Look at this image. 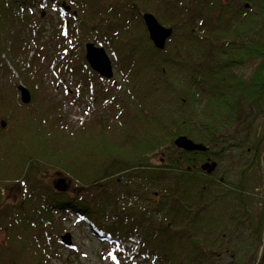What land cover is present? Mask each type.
Masks as SVG:
<instances>
[{
	"label": "trees",
	"instance_id": "trees-1",
	"mask_svg": "<svg viewBox=\"0 0 264 264\" xmlns=\"http://www.w3.org/2000/svg\"><path fill=\"white\" fill-rule=\"evenodd\" d=\"M45 1L60 13L68 14L63 2L76 9L59 41H97L112 54L119 111L77 128L60 103L42 106L37 83L25 82L32 105L19 99L8 118L17 131L0 155L17 185L32 180L29 200L39 206L4 205L0 179V264H50L42 238L55 214L79 217L116 247L137 238L141 264H216L223 254L229 264H264V252L254 254L264 239V193H255L264 185V0H162L152 9L114 0L116 21L112 7L93 0H0L1 89L11 85L8 48L21 53L32 41L35 57L46 56L37 14ZM146 12L173 29L163 50L150 40ZM180 136L207 150L178 148ZM208 162L217 163L211 174L202 169ZM61 170L74 195L49 181ZM250 231L252 249L242 242Z\"/></svg>",
	"mask_w": 264,
	"mask_h": 264
},
{
	"label": "rangeland",
	"instance_id": "rangeland-1",
	"mask_svg": "<svg viewBox=\"0 0 264 264\" xmlns=\"http://www.w3.org/2000/svg\"><path fill=\"white\" fill-rule=\"evenodd\" d=\"M147 7L152 9L154 2L156 4L161 3L162 0H145ZM96 4H101L106 8L112 7L113 21L118 19V12L115 11L114 0H93ZM38 9L44 14L43 25L47 28V38L43 41L41 48H46L45 57H35L38 50V46L30 41L27 44L26 51L21 53H15L13 50L8 48V56L4 55L8 69L11 71L9 81L11 85L9 87H3L0 95V131L4 132L6 136L0 137V149H3L5 140H7L8 132L17 128L14 126L12 120L8 119L10 113L17 111V105L19 99L21 100L20 93L11 92L10 87H14V81H20V83L28 85L29 83H37V90L35 92V98L41 102L42 106H49L50 104H61V108L64 114L68 116L69 123L72 126L80 128L93 121L95 115L97 119H101L100 114L103 115H114L118 109V102H114L117 95L122 91L120 83V76L117 74L114 66V77L113 79L107 80L100 77L97 73L88 67L84 60L85 45L89 41L84 43L82 46L75 42V38L70 36L66 43L59 41L58 28L61 22L66 20L69 22V17L72 12L77 15L76 9L63 2L66 6L70 7V11H66L62 4V10L68 14L60 13V10L49 6L47 1L43 2ZM120 7V3L118 4ZM61 10V12H63ZM144 14V13H143ZM29 20V15H26ZM71 21V20H70ZM70 24V22H69ZM95 43V42H93ZM97 46L103 47L107 54H112L102 45L96 41ZM78 48V49H77ZM112 61V59H111ZM113 62V61H112ZM11 63V64H10ZM17 70L15 69V66ZM113 64V63H112ZM66 65L71 68H66ZM13 66V67H12ZM97 76L99 79H97ZM4 79H7L4 77ZM116 81V84L113 81ZM32 101V100H31ZM22 105H26L21 101ZM27 105H32L31 102ZM34 109V108H32ZM97 113V114H95ZM6 122V127H1V122ZM11 121V122H10ZM12 123V124H11ZM106 124V123H105ZM5 161L0 155V165ZM9 167L0 170V178L3 182L2 198L4 199V205L22 204L28 205L29 207H38L39 199L29 200L30 195L33 192L34 184L32 180L17 185L19 180L11 178V172H8ZM12 169V167H11ZM61 173V174H60ZM62 175L71 184L70 175L63 170L60 172L51 171L49 175V181L55 182L59 178L57 175ZM55 180V181H54ZM68 193L73 194L76 192L74 189H68ZM255 193L259 195L264 193V185L256 187ZM19 197H18V196ZM262 196V195H261ZM27 203V204H26ZM41 205V204H40ZM257 212L260 210V204L256 205ZM54 224L46 227V234L52 232L53 236L48 233L51 237L49 240L45 237L43 245H47V258L49 257L50 264H141L140 260H136L133 257L125 255L123 249H118V246L111 243V241H100V239L91 231L89 225H87L82 219L74 215L55 214ZM258 222V220H257ZM69 233L72 238V247L67 248L62 242V236ZM6 232L0 231V242H6ZM241 237V236H240ZM245 246L249 245V249L252 242L251 231L247 235H244L242 240ZM262 246L259 251H255L257 258H260L264 252V239ZM138 245V244H137ZM140 246V245H139ZM253 252V251H252ZM125 255V256H124ZM144 264V263H143ZM216 264H229L228 257L223 254L222 258Z\"/></svg>",
	"mask_w": 264,
	"mask_h": 264
},
{
	"label": "water",
	"instance_id": "water-1",
	"mask_svg": "<svg viewBox=\"0 0 264 264\" xmlns=\"http://www.w3.org/2000/svg\"><path fill=\"white\" fill-rule=\"evenodd\" d=\"M66 11H70V7L63 4ZM143 21L148 31L150 40L153 42L154 46L163 50L166 47L168 39L173 34V29L163 26L155 15L152 13L143 14ZM85 60L87 61L90 68L96 72L100 77L110 80L114 77V68L110 56L107 54L106 50L103 47L97 46L95 43H87L85 45ZM113 83L116 84L114 80ZM20 93L21 101L24 104H29L32 100V95L29 89L20 84L18 86ZM3 125L5 123L3 122ZM175 145L178 148H181L185 151H206L207 147L201 143H196L193 140L189 139L186 136H180L175 140ZM217 163H205L202 166L204 171H207L209 174L215 171ZM70 184L63 177L59 178L55 183L54 187L59 192H66L69 189ZM62 242L67 247H72V238L69 233H66L62 236Z\"/></svg>",
	"mask_w": 264,
	"mask_h": 264
},
{
	"label": "flooded vegetation",
	"instance_id": "flooded-vegetation-1",
	"mask_svg": "<svg viewBox=\"0 0 264 264\" xmlns=\"http://www.w3.org/2000/svg\"><path fill=\"white\" fill-rule=\"evenodd\" d=\"M9 115H12L13 116V113H10ZM9 118H10V116H9ZM3 122L5 123V125H3ZM3 122H1V127L2 128H4V127H6V122L5 121H3ZM1 165H5L6 167H7V164L4 162L3 164H1ZM58 177L57 178H59V177H61V175L59 174V175H57ZM55 181V180H54ZM54 183V182H53ZM18 196V195H17ZM19 197V196H18ZM14 205H16L15 203H13ZM20 206L21 207H23L24 205H23V203L22 204H20Z\"/></svg>",
	"mask_w": 264,
	"mask_h": 264
},
{
	"label": "built area",
	"instance_id": "built-area-1",
	"mask_svg": "<svg viewBox=\"0 0 264 264\" xmlns=\"http://www.w3.org/2000/svg\"><path fill=\"white\" fill-rule=\"evenodd\" d=\"M129 246H134L135 247L136 245L135 244H129Z\"/></svg>",
	"mask_w": 264,
	"mask_h": 264
}]
</instances>
